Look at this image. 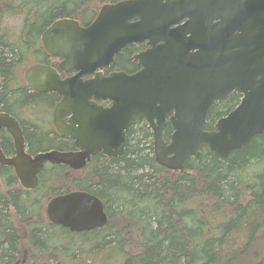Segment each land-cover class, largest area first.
I'll return each mask as SVG.
<instances>
[{
  "label": "trees",
  "instance_id": "16d2710c",
  "mask_svg": "<svg viewBox=\"0 0 264 264\" xmlns=\"http://www.w3.org/2000/svg\"><path fill=\"white\" fill-rule=\"evenodd\" d=\"M118 1L0 0V111L19 120L29 153L62 151L73 141L52 125L59 95L31 89L23 66L47 62L41 37L52 23L90 24L102 6ZM143 47H125L111 70L136 72L133 56ZM240 99L232 94L216 103L206 128ZM171 133L168 124L166 141ZM1 147L15 154L7 131ZM201 152L183 170L167 169L155 159L148 124L136 120L122 155L95 154L79 170L48 167L33 190L20 186L12 166L0 164V264H264V136L227 157ZM76 190L103 201V227L73 232L49 220L50 198Z\"/></svg>",
  "mask_w": 264,
  "mask_h": 264
},
{
  "label": "water",
  "instance_id": "95a60500",
  "mask_svg": "<svg viewBox=\"0 0 264 264\" xmlns=\"http://www.w3.org/2000/svg\"><path fill=\"white\" fill-rule=\"evenodd\" d=\"M41 40L60 59L59 69L73 75L62 79L57 68L34 64L25 81L36 92L61 96L54 124L78 150L33 156L19 121L0 111V164L12 166L26 189L37 187L46 162L78 170L100 152L122 155L137 119L153 133L156 161L170 170H183L203 148L227 157L264 136V0H121L102 6L86 26L59 19ZM143 43L146 49L133 56L136 72L104 74L125 47ZM232 94L241 95L238 105L207 129L214 105ZM3 129L13 137V156L1 147ZM46 213L73 232L108 221L103 201L83 190L52 198Z\"/></svg>",
  "mask_w": 264,
  "mask_h": 264
},
{
  "label": "flooded vegetation",
  "instance_id": "af4514ba",
  "mask_svg": "<svg viewBox=\"0 0 264 264\" xmlns=\"http://www.w3.org/2000/svg\"><path fill=\"white\" fill-rule=\"evenodd\" d=\"M86 25H88V24H86ZM86 25H82V26H86ZM42 38V37H41ZM42 41V40H41ZM144 49H146V44H145V47H143L140 51H142V50H144ZM46 51V50H45ZM140 51H138V52H140ZM47 52V51H46ZM137 52V53H138ZM136 53V54H137ZM49 55V54H48ZM134 60V59H133ZM59 62H60V59L59 58H57V57H54V56H50L49 55V57L47 58V62H44V61H42V62H38V63H34V64H47V65H50V66H53V67H55V68H57L58 69V71L60 72V76H61V78L62 79H64V78H67V77H70V76H72L73 75V73L72 72H63V71H61L60 69H59ZM136 62V61H135ZM34 64H31V65H34ZM136 64H137V62H136ZM30 65V66H31ZM112 65V64H111ZM29 66V67H30ZM138 66V65H137ZM28 68V67H27ZM111 66L110 67H108V68H106L103 72H104V74H109L110 72H112L113 70H111ZM26 71V70H25ZM25 71H24V73H25ZM24 75V74H23ZM89 76H84V78L86 79V78H88ZM25 79V78H24ZM27 83V82H26ZM29 86V85H28ZM30 87V86H29ZM31 88V87H30ZM32 89V88H31ZM39 93V92H38ZM45 93H56V92H45ZM58 94V93H57ZM59 95V94H58ZM61 100V96L59 95V101ZM58 101V102H59ZM57 102V103H58ZM57 103L55 104V106L57 105ZM98 104L99 105H103V106H110V104H111V102L110 101H108V100H100V101H98ZM55 106H54V108H53V112H52V125H53V128L55 129V131L61 136V137H63V138H69V139H71L72 141H73V147H71V148H69V149H65V150H62V152H70V151H77L78 150V148L76 147V145H75V143H74V140L72 139V138H70V137H64V136H62L60 133H59V131L57 130V128L55 127V124H54V117H53V114H54V110H55ZM13 116V115H12ZM16 118V117H15ZM17 119V118H16ZM18 120V119H17ZM65 120L66 121H68V116H66V118H65ZM138 120V119H137ZM19 121V120H18ZM136 121V120H135ZM134 121V122H135ZM146 122V121H145ZM216 122V121H215ZM214 122V123H215ZM20 123V122H19ZM214 123H213V126H214ZM21 125V124H20ZM45 127H48L49 126V128H51V125H44ZM149 129V128H148ZM150 130V129H149ZM2 131H6L5 129H3ZM2 131H1V133H2ZM8 132V131H7ZM9 133V132H8ZM13 142H14V140H13ZM14 149H15V147H14ZM50 150H58V149H50ZM4 151V150H3ZM26 151L28 152V150H27V147H26ZM44 151H49V150H44ZM58 151H61V150H58ZM40 152H42V151H40ZM16 153V152H15ZM29 153V152H28ZM37 153H39V152H37ZM37 153H35V154H37ZM101 153V152H100ZM31 154V153H30ZM35 154H31V155H35ZM104 154V153H103ZM13 155H15V154H13ZM13 155H11V156H13ZM56 165H62V164H52V163H50V162H46L45 163V166H44V168L42 169V171L40 172V174H39V182H38V185H39V183H40V179H41V176H42V174L44 173V171H45V169L46 168H48V167H52V166H56ZM63 165H65V164H63ZM68 166V165H67ZM70 167V166H69ZM71 168V167H70ZM71 169H73V168H71ZM74 170H76V169H74ZM79 170V169H78ZM20 183V182H19ZM37 185V186H38ZM20 186L21 187H23L22 185H21V183H20ZM24 188V187H23ZM24 189H26V188H24ZM33 189H35V188H33ZM33 189H30V190H33ZM76 191H79V190H76ZM59 195H61V194H59ZM56 196H58V195H55L54 197H56ZM54 197H51L50 198V200L52 199V198H54ZM49 200V201H50ZM48 201V202H49ZM82 232V231H81Z\"/></svg>",
  "mask_w": 264,
  "mask_h": 264
},
{
  "label": "rangeland",
  "instance_id": "374dc122",
  "mask_svg": "<svg viewBox=\"0 0 264 264\" xmlns=\"http://www.w3.org/2000/svg\"><path fill=\"white\" fill-rule=\"evenodd\" d=\"M16 18H17V17H11V18H10V21L14 23L15 20H16ZM30 65H31V64H26L25 66H23V69H22L23 74H24V71L27 69V67H29ZM55 263H56V260H54V261H53V260H49V262H48V264H55ZM56 264H57V263H56Z\"/></svg>",
  "mask_w": 264,
  "mask_h": 264
}]
</instances>
